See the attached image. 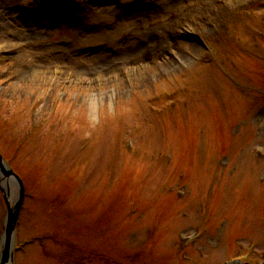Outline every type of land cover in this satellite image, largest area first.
<instances>
[{
    "label": "rangeland",
    "instance_id": "1",
    "mask_svg": "<svg viewBox=\"0 0 264 264\" xmlns=\"http://www.w3.org/2000/svg\"><path fill=\"white\" fill-rule=\"evenodd\" d=\"M0 153L15 264H263L264 0H0Z\"/></svg>",
    "mask_w": 264,
    "mask_h": 264
},
{
    "label": "water",
    "instance_id": "2",
    "mask_svg": "<svg viewBox=\"0 0 264 264\" xmlns=\"http://www.w3.org/2000/svg\"><path fill=\"white\" fill-rule=\"evenodd\" d=\"M4 182V183H3ZM10 182L18 187L17 197L14 203L9 200L8 186ZM4 184V186L2 185ZM0 188L7 205V212L3 229V248L0 256V264H13V236L18 220L21 204L24 196V187L21 179L10 169L0 155Z\"/></svg>",
    "mask_w": 264,
    "mask_h": 264
},
{
    "label": "bare ground",
    "instance_id": "3",
    "mask_svg": "<svg viewBox=\"0 0 264 264\" xmlns=\"http://www.w3.org/2000/svg\"><path fill=\"white\" fill-rule=\"evenodd\" d=\"M134 40V39H133ZM132 40V41H133ZM130 42V41H129ZM134 46H136V45H132V46H130V47H134ZM124 54H122V52L120 53H118L117 54V56L118 57H121V58H123L124 56H123ZM102 58V57H101ZM125 59H128V57H125ZM117 61H114V56L113 55H109V56H105V57H103V59H100V60H98L97 61V63H99V64H101L100 65V67H104V68H114V66L113 65H115V63H116ZM42 70V69H41ZM82 70H87V69H82ZM102 99V98H101ZM92 102V105L93 106H95L96 105V103H98V101H97V99L95 98V96L93 97V100L91 101ZM12 186H11V190H10V192L13 194V195H15V193H16V189H15V186L13 185V184H11ZM12 200V199H11Z\"/></svg>",
    "mask_w": 264,
    "mask_h": 264
}]
</instances>
